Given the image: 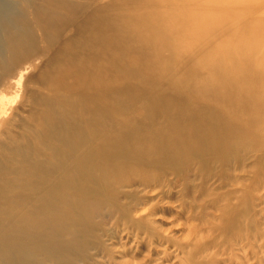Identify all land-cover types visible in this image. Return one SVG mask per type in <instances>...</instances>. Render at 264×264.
I'll use <instances>...</instances> for the list:
<instances>
[{"label":"rangeland","instance_id":"374dc122","mask_svg":"<svg viewBox=\"0 0 264 264\" xmlns=\"http://www.w3.org/2000/svg\"><path fill=\"white\" fill-rule=\"evenodd\" d=\"M8 1L31 35L0 52V264H264V42L248 128L201 94L227 59L180 50L264 0Z\"/></svg>","mask_w":264,"mask_h":264},{"label":"bare ground","instance_id":"6f19581e","mask_svg":"<svg viewBox=\"0 0 264 264\" xmlns=\"http://www.w3.org/2000/svg\"><path fill=\"white\" fill-rule=\"evenodd\" d=\"M230 1L233 4L236 3V0ZM53 2L56 6H61V8H63L65 0H54ZM15 13V8L8 0L0 1L1 53L5 51L11 52L14 47H16L17 42L23 43L31 35V30L29 29L18 31L19 28H21V24L19 22L20 20H14ZM253 19L255 20H251V22L248 23V27L244 25L243 18L232 20L233 26L224 34L226 42L221 44V52L214 51L215 48L204 49L203 43L206 36L203 34L207 26L206 24L202 26L201 23H199L200 20H191L187 27L180 32V35L183 37L180 43V50L182 51L183 58L187 57L189 50H191V54L197 55L196 61L199 65L203 63H210L213 65L219 63L214 55V52H217L227 59L225 61L226 64L231 65L232 73L227 75V77L223 75L224 72L222 71H217L216 73L208 75L206 84L211 86L208 93L197 92L205 96L216 94L215 97L221 101L225 107L231 108L236 113L242 112L245 116H242L243 121L241 123V128L248 124L253 125L251 122L257 117L260 110L257 105L254 106L256 100L253 97V93H251V87L253 85L250 84V82L246 84L248 81H245L246 78L248 79L251 77V72L243 69L245 65H250V60L256 55L257 49L254 45V41L257 39L261 43L264 42V19ZM256 21L258 23H256ZM254 28L257 29V32L254 31ZM258 31H263V33H258ZM219 39L222 41L221 37ZM1 42L4 43L2 44ZM255 75H257V78H264V72ZM227 78L230 81H228ZM234 78L236 80H234ZM200 84L201 81H198L195 85L198 87ZM240 84H242V90H240V93L235 94L232 90ZM202 88L203 87H198V89ZM262 93L264 94V92ZM260 97L264 98V95ZM248 127H250V125H248L247 128Z\"/></svg>","mask_w":264,"mask_h":264}]
</instances>
